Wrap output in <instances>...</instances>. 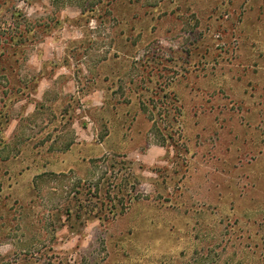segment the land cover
<instances>
[{
	"label": "rangeland",
	"instance_id": "obj_1",
	"mask_svg": "<svg viewBox=\"0 0 264 264\" xmlns=\"http://www.w3.org/2000/svg\"><path fill=\"white\" fill-rule=\"evenodd\" d=\"M1 2L0 264H264V0Z\"/></svg>",
	"mask_w": 264,
	"mask_h": 264
},
{
	"label": "trees",
	"instance_id": "obj_2",
	"mask_svg": "<svg viewBox=\"0 0 264 264\" xmlns=\"http://www.w3.org/2000/svg\"><path fill=\"white\" fill-rule=\"evenodd\" d=\"M0 4H4V2H1V0H0ZM5 11L8 13L11 12L12 14L14 12H16L15 7H13V6H8ZM4 15H5V13L4 14L2 13L0 16V24H2V23L5 24L7 22V20L5 21V19H4ZM16 17H18V19H22V15H20L18 13H16ZM22 31L24 33V35H23V39H24L25 35L28 34L29 30H27L26 28H22ZM17 37L20 39L21 36H17ZM13 39H14V35H10V36L8 35V36H4V37L2 36L0 41L7 44V43H10Z\"/></svg>",
	"mask_w": 264,
	"mask_h": 264
}]
</instances>
